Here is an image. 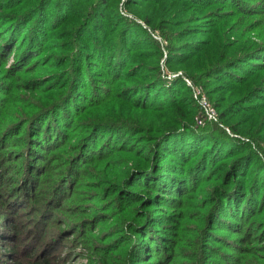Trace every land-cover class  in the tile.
Returning <instances> with one entry per match:
<instances>
[{"label":"trees","instance_id":"obj_1","mask_svg":"<svg viewBox=\"0 0 264 264\" xmlns=\"http://www.w3.org/2000/svg\"><path fill=\"white\" fill-rule=\"evenodd\" d=\"M219 4L248 16L257 12V7H249L241 0H0L1 58V48L4 53L13 52L16 65L26 71L29 69L26 62L43 47L45 39L54 38L55 32L60 35L57 44L68 48L66 63H76L82 68L98 67L105 78L101 88L92 81L96 70L88 71L89 76L84 77L80 73L79 77L90 80L86 83V95L77 90L73 92L72 86H53L59 89H54L55 95L46 98L49 103L38 107L27 120L26 145H29H24L25 150L23 148L15 159L17 162L24 160V164L14 179L13 176L6 179L5 194L11 189L7 195L10 199L5 204L1 201L4 194L0 195V205H6L14 213L18 207L22 208L25 199L35 197L42 211L39 219L48 220L49 210L59 204L63 194L69 193L76 181L78 163L92 164L97 159L121 153L132 162L128 175L138 182L144 181L151 188L152 197L131 194L130 200L135 205L131 212L134 213L132 218L135 217L132 228L137 231L136 236L141 237L142 249L135 245L137 251L132 248L118 257V261L122 260L119 264H144L142 254L141 257L137 255L138 248L151 254L155 260L151 264H170L174 260L177 247L173 246L169 252L172 243L166 231L171 227L170 220L177 221L171 216L160 215L157 217L161 221L154 222V217L144 209L148 202L155 204L154 207L168 208L176 204L179 207L180 203L195 198L193 206L196 209L193 210L197 212H193L192 222L201 226L197 227L200 235L206 228L211 230L213 237L222 241L223 249L225 246L236 249L238 241L219 237L221 234L244 236L247 244L263 238L264 234L260 235L263 225L254 218L263 211L258 199L264 197V160L258 156V151L264 153V76L260 75L264 72V44L255 45L244 40L245 34L239 35L241 31L234 30L235 25L230 23L231 15L212 10ZM119 5L131 17L123 15ZM80 6H86L85 13L78 9ZM76 20L80 24L67 31L66 23ZM153 31L168 42L164 47L151 34ZM75 35L77 40L74 41ZM199 36V40H185ZM233 50L238 54L232 53ZM163 59L167 72H181L183 77L177 75L170 80L163 77L159 65ZM183 78L201 85L214 98L213 106L219 112L221 123L227 124L233 134L249 141L227 134L217 123H207L203 127L193 124L195 106ZM5 89L0 81V94H4ZM11 96L8 94L5 101V97L0 96V113L4 105H10ZM123 104L127 105L126 109ZM94 107L103 109L101 115H106V119L75 124L74 118ZM241 114L245 117L238 121ZM2 115L3 112L0 118ZM23 123L24 120L19 121L16 127H23ZM81 127L85 130L73 145L76 156L70 160L71 167L64 164L63 169L52 175L49 196L42 189H38L36 195L35 186L40 188L41 176L43 179L44 175L52 174L58 152L64 161L61 153L66 149L63 141L68 134L65 130L74 132ZM6 129L7 135L13 130L9 126ZM100 130L101 136L98 135ZM196 153L195 166L186 165ZM40 160L44 162L42 167L38 166ZM216 163V167L211 168ZM253 163L256 167H252ZM207 166L211 168L208 175L205 174ZM215 169L220 172L215 176L218 180L217 188L213 189L215 196L201 198L200 185L208 181ZM0 175V182L7 177L2 172ZM179 216L182 219L187 215ZM10 219L0 214V242L7 240L9 231L17 230ZM121 223L117 221L114 229L119 230ZM178 224H181H176L178 230L184 232L182 222ZM40 238L44 236L41 234ZM192 242L200 248L202 241L199 238ZM180 243L186 245L185 240ZM17 244L18 239H15L7 250L15 252ZM49 244L37 250L35 246L30 248V253L23 254V263L53 264L54 255L50 256L47 249ZM208 246L213 251V246ZM238 248L241 250L239 256L253 250ZM237 263L244 264V261L240 257L232 260L218 251L217 256L210 259L204 253L198 254L195 264Z\"/></svg>","mask_w":264,"mask_h":264},{"label":"rangeland","instance_id":"obj_2","mask_svg":"<svg viewBox=\"0 0 264 264\" xmlns=\"http://www.w3.org/2000/svg\"><path fill=\"white\" fill-rule=\"evenodd\" d=\"M241 1L249 7H257L256 14H251V12L249 13L250 16H248L247 14L245 15L240 12H234V10L227 7L228 5L225 4L216 5L212 10L214 9L216 13L218 12L221 15H231L229 16L231 19L230 23L235 25L234 30L241 31L239 35L245 34L244 40L255 43V45L264 44V14H262L264 13V0ZM84 7L86 6H80L78 9L85 13V11H83ZM5 8L7 9V7ZM119 10L123 15L131 17L123 6L119 5ZM78 24H80V21L78 20L75 22L68 21L66 23V30L70 31V28L71 30H74ZM2 25L3 24L1 23L0 29L3 27ZM183 28H186V26ZM151 34H153L155 39L159 41L161 46L164 47L168 43L162 39L158 32L153 31ZM53 35L54 38L49 39V41L45 39L42 44L43 47L26 62L28 64L26 67H29L26 71H22L21 65H16L13 52L11 53L8 51L4 53L1 48L3 58L0 57V81L3 83V86H6V89L4 94L1 93L0 96L5 97V101L8 99L7 95L10 93L12 94L10 105H4L5 109L3 107L1 111V113L3 112V115L0 118V170H3L0 172L4 173V176H7L0 182V195L2 196L4 194L1 201H5V204H7V200L10 199L7 195L11 190L8 189L6 191L7 194H5L6 179L11 176H13L14 179L21 164H24V160L19 162L15 160L17 154L23 152L24 145L25 147L29 145H26L28 140L27 120L33 115V113L38 111V107L45 106L49 103L46 101V98L49 95H55L53 91L54 89H59L56 87L53 88V86L55 84L61 85V87L66 86V88L67 86H72L71 90L73 92L77 90L83 93V95H86L88 91V85L86 83L90 80L79 77V74L82 73L81 76L83 77L84 75L89 76L87 73L88 71L92 73V71L96 70L97 72L92 74V81L96 83L97 86L99 85L101 88L104 87L103 81L105 78L102 74L103 71L98 67L95 68L89 66V68H87L84 66L82 68L79 64L76 65V63H66L64 58L68 56V48L62 46V44H57L60 40V35L55 34V32ZM200 38L201 36L187 38L185 40H199ZM234 38L235 37L231 39L233 40ZM73 40H77V35L73 37ZM210 49L211 47L208 48V50ZM163 53H166V51L164 50ZM232 53H234V50ZM70 56H72V54H70ZM72 57L75 58V56ZM78 58L79 57L77 56V60ZM84 63L86 62L84 61ZM159 65L163 71V77L167 80H170L172 78L170 76L173 75L183 77L181 72L175 74L167 72L164 59ZM18 69H21V72L17 71ZM260 75L264 76V72ZM44 80L49 82H42ZM80 81L82 82L81 84L79 83ZM98 81L101 82L98 83ZM188 81L191 86H188L187 83L184 82L190 89L193 105L195 106L193 124H196L195 118L200 114L201 103H206L208 106L212 107L217 114V124L219 127L225 130L227 134L248 142L249 140L246 137L233 134L229 127H227V124L221 123L219 112L213 106L214 98H211L201 85L195 84L190 80ZM214 82H217V80H214ZM224 83L225 82H220V84ZM83 86H86V88ZM68 90L70 89L68 88ZM193 91H195L197 99L193 98ZM80 99L81 97H79V100ZM126 107L127 105L123 104V109H126ZM19 108H21V110H19ZM101 113H103V109L98 107L85 110L77 116L78 119L74 118L75 124H89L92 123L91 121L98 122L106 119V115H101ZM122 115H125L124 111ZM244 115L245 114H241L238 121L243 120V117H245ZM23 120V127H16V124ZM232 121L233 120L230 122L232 123ZM8 126L9 129L13 128L11 133H14V136H11V133L8 135L6 134L8 133V130L6 129ZM52 128L53 127H49V129ZM84 128L81 127L74 132H70L67 129L65 130V133L68 134V136L65 137L66 140L63 141L64 146L66 145V149L61 153L64 161L59 158L58 152V159L53 162L54 166L51 171L52 174L50 173L48 177L44 175L43 179L41 176L39 180L40 188L37 187L38 185L35 186V192L37 191L36 195L38 191L42 189L45 191V194L49 196V180L52 175L63 169L64 164L71 167L72 162H70V160H74V157L76 156L72 148L74 143H78L79 141L77 137L79 135L80 138L82 137V132L85 130ZM53 129L57 131V129ZM98 133V135L101 136L102 130ZM252 147L255 150L257 149L253 143ZM197 154L198 153L194 155V158ZM258 156L264 160L263 152L258 151ZM194 158L186 165L194 167L195 161H198V157ZM34 159L36 160V156ZM43 163L44 162L40 160V164H37L39 167H42ZM217 163L211 168L216 167ZM228 163H230V160L226 164ZM131 164L132 162H128L124 154L121 153L110 158L97 159L96 162L92 164L78 163L76 165V181L71 186L69 193H66V195L65 193L63 194V199L59 200V206L57 205L58 207L56 206L53 207L52 210H49L47 216L48 220H45L42 217L39 219L42 211L38 208V204L36 203L37 198L35 197L33 199H25V202L21 204V206L23 205L22 208L18 207L14 213L6 208V205H0V214L10 217L13 225L17 228V230L9 231V237L5 242H0V264H26L25 262L23 263L24 253H30L29 250H31L33 246H35L36 249L49 243L47 249L50 256L54 255L52 259L53 264H119L118 262L121 263L122 260L118 261V257L122 256L125 252L130 251L132 248L137 251L135 245L141 248L140 244L142 242H139V238L141 237L136 236L137 231L132 228V224L135 222V217L132 218L134 213L131 214V212L134 211L133 209L135 205H133V202L130 199L131 194L133 193L150 198L152 197V193L150 192L151 188H148L144 181L141 180L138 182L135 178H131V175H128V168ZM252 167H256V163H253ZM210 169L209 166L205 167L206 175L210 173ZM64 171H66V168ZM219 173L220 172L215 169L209 174V177L207 178L208 181L200 185V189H203L200 193L201 198H204L205 196H215L213 194V189L217 188L216 186L218 185V180L215 176ZM45 180H48L47 183H43ZM10 182V184H12L13 180ZM133 185L135 188L132 187ZM14 186H16V184ZM214 199L215 198L212 200ZM258 200L262 204L263 211L254 219L257 223L263 225L264 228V197H261ZM141 203L142 202H140V204ZM140 204H136V208ZM194 204H196L195 198L190 201L188 200L185 203H180L179 207H177L176 204L170 207L167 206L168 208H160V206L154 207L155 204L148 202L144 208L146 212L154 217V222L161 221V219L158 218L160 215L171 216V218H175L174 221H177L175 223L173 220H170L168 225L171 227H168L166 231V235H168V238L172 243L169 252H172L173 246L175 247L176 245L177 247L174 251V260L171 261V256L169 258L171 261L170 264H195L197 263L198 254L201 256V253H204L206 258L210 259V257L217 256L218 251L226 253L232 260L233 258L239 259L240 257L244 261V264H264V237L247 244L243 240L244 236L239 238L237 234L233 233L228 234L227 236H224L226 234H221L219 237L230 241L234 239L238 241L235 245V247H237L236 249L228 246H225L227 249H223V247H221L222 241L214 238L211 234L212 231L208 228H206L207 233L205 232L200 235L197 227L201 228V226L192 222V215H194L193 212H197L193 210L196 209V207L193 206ZM182 213L187 215L186 218L184 216L181 219V216L179 215ZM117 221L122 222L119 230L114 229V225ZM178 221H181L182 225H184V232H180L176 227V224L178 226L181 225L178 224ZM17 231L20 232V235L16 233ZM3 232L4 231H2V233ZM41 234L44 236V239L40 238ZM263 234L264 229L261 231L260 235ZM199 238L200 241H202L200 248L196 243L192 242V239L196 241ZM15 239H18V249H16L15 252L7 250L11 249V245L14 244ZM181 240H185L186 245L182 246L180 243ZM216 241L220 245L217 244ZM208 245L213 246V251L209 249ZM238 246L253 250L250 253H246L244 256H239V251L241 250H239ZM140 248H138L140 252H138L137 255H140L141 257L142 254V258H144L142 262L144 264L154 263L155 260L152 259L151 254L147 250L143 252L141 250L142 248ZM201 262L203 261L201 260Z\"/></svg>","mask_w":264,"mask_h":264},{"label":"built area","instance_id":"obj_3","mask_svg":"<svg viewBox=\"0 0 264 264\" xmlns=\"http://www.w3.org/2000/svg\"><path fill=\"white\" fill-rule=\"evenodd\" d=\"M177 75H173L170 77H175ZM184 81L187 83L188 86H191L190 82L184 78ZM193 98L197 99V95L195 91H193ZM196 126L203 127L207 123H218L217 114L215 113L214 109L208 106L206 103H201V111L198 116L195 118Z\"/></svg>","mask_w":264,"mask_h":264}]
</instances>
